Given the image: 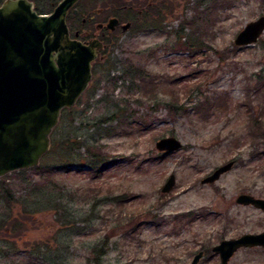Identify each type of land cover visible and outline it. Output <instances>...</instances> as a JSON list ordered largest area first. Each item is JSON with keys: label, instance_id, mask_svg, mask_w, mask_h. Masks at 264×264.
I'll return each instance as SVG.
<instances>
[{"label": "rangeland", "instance_id": "obj_1", "mask_svg": "<svg viewBox=\"0 0 264 264\" xmlns=\"http://www.w3.org/2000/svg\"><path fill=\"white\" fill-rule=\"evenodd\" d=\"M102 2L81 0L78 8L97 15ZM115 2L107 0L106 15L124 17ZM158 2L164 30H152L148 15L144 30L121 28L101 48L87 90L61 113L41 169L0 178V264H93L88 257L99 246L98 264H191L200 251L198 264H221L214 246L264 230V211L237 202L242 193L264 198V32L252 45L234 43L264 15V0H177L174 9L171 0ZM86 28L96 31L95 23ZM193 32L201 44L188 49ZM116 76L114 87L108 79ZM175 95L179 107L171 110ZM109 116L116 118L93 127ZM168 136L181 150L160 158L156 142ZM68 137L97 141L111 163L97 176L80 166L84 159L67 171ZM229 161L231 170L202 183ZM172 174L176 184L163 192ZM229 264H264V247L240 248Z\"/></svg>", "mask_w": 264, "mask_h": 264}, {"label": "water", "instance_id": "obj_2", "mask_svg": "<svg viewBox=\"0 0 264 264\" xmlns=\"http://www.w3.org/2000/svg\"><path fill=\"white\" fill-rule=\"evenodd\" d=\"M79 0H61L49 13H39L32 0H3L0 5V178L40 164L52 146L51 134L64 109L73 107L93 77V63L102 43L72 38L67 15ZM77 12L76 9H74ZM118 21L109 23L114 28ZM126 28V26H125ZM264 32V15L248 22L234 43H256ZM175 136L162 137L156 148L164 153L181 150ZM234 161L218 167L202 180L209 184L232 169ZM176 184L170 175L163 187ZM237 202L264 211V198L240 194ZM264 247V230L224 239L213 247L221 264H229L240 248ZM203 251L191 264H198Z\"/></svg>", "mask_w": 264, "mask_h": 264}, {"label": "trees", "instance_id": "obj_3", "mask_svg": "<svg viewBox=\"0 0 264 264\" xmlns=\"http://www.w3.org/2000/svg\"><path fill=\"white\" fill-rule=\"evenodd\" d=\"M36 2H38L37 0H33ZM42 1V0H40ZM56 1L58 0H48V5H49V8H46V7H40L39 5V2L38 4L36 5V9L39 13H46V11L48 10H52L53 6L56 4ZM176 1L177 0H172L171 2H169L168 4H171V8L174 9L176 7ZM217 1H225V0H215V3ZM3 0H0V5L2 4ZM222 2V3H223ZM117 4V7H122L123 4H126L125 2L123 1H119L116 3ZM45 5L47 6V3H45ZM162 5L160 6H157L155 9H154V12H156V17H154L153 19V23H150L151 26L150 28L154 31H162L164 30V25H163V21H164V16H163V13L162 12ZM166 6V5H165ZM209 6H213L212 2L210 4H208L207 6V10L211 9ZM166 10H168V7L166 6L165 7ZM164 9V7H163ZM152 19V18H151ZM155 20H156V23H155ZM193 23H195V21H192ZM181 30H184V27H181ZM197 34L196 32H193V36L189 38V40L191 41V43L187 45L188 49H193V47L195 46L194 44L196 43H200L201 42L197 41V36L195 35ZM181 36H179L180 38ZM116 39V38H115ZM116 42V41H115ZM132 72V70H127L126 73L127 74H130ZM110 77V75H109ZM120 76H116V77H111V79L109 78L108 79V82L110 85L116 87L118 85V82L120 81ZM132 87H134L133 83L131 84ZM130 86V87H131ZM175 99V102L172 104V105H169L172 110V107L174 106V108H178V102H179V97L177 95H175L174 97ZM177 103V104H176ZM67 110V109H65ZM114 118L116 117H113V116H109V117H106L105 119H102L99 122L97 123H94L93 127L97 128L98 126L101 127L102 124L104 123H107L108 121L110 120H114ZM108 120V121H106ZM106 130L105 135L106 134H110V133H107L108 132V129H104ZM102 130V131H104ZM98 134L101 136L102 133L99 131ZM96 140V139H95ZM63 145L65 147V150H64V155H63V158L65 159L66 161V165L65 166H62L63 168H66L67 171H72V166L74 164H77V159H84L85 160V163L81 164L80 166H85V167H90V170L89 172L91 174H93L94 176H97L98 174H100L102 171H104L107 166L111 163L109 161V157L107 156V154L105 152H103L102 150V145L101 144H98L97 141H94L92 140V143H89V144H84L83 142H81L80 140L77 141L76 140H72L70 139L69 137L66 138L64 141H63ZM54 147V146H53ZM52 147V148H53ZM85 148V150L83 151L82 154L79 153V150ZM166 153H163L161 155H158V157H163ZM47 155V154H46ZM45 155V156H46ZM44 156V158H45ZM32 169H35V170H38V169H41V166H37L35 168H32ZM79 170V169H77ZM190 215V213H189ZM104 251H105V248L103 246H99V247H95L93 250H92V253H91V258L88 257V260L93 263V264H98L100 263L101 261V256L104 254Z\"/></svg>", "mask_w": 264, "mask_h": 264}, {"label": "flooded vegetation", "instance_id": "obj_4", "mask_svg": "<svg viewBox=\"0 0 264 264\" xmlns=\"http://www.w3.org/2000/svg\"><path fill=\"white\" fill-rule=\"evenodd\" d=\"M80 1L81 0H79L78 2L80 3ZM130 1L131 3L129 2L123 4V6L120 7L124 17H121L119 14L112 15L109 17V15L106 14H108L109 12L110 5H108L107 0H103L102 5L99 6V10L95 14L97 15L104 14L105 16L103 17V19H101L98 22L95 21V17L98 16L90 14V10H92L93 7L89 6L88 9L87 10L84 9V13H82L81 7L78 8L79 3L77 2V4L69 10L67 15V22L69 26L68 29H70L71 37L79 39L84 43H89L95 39H98L102 43V47L104 48L106 44L112 45L115 38L117 37V32L121 28L122 30H126L138 24L140 27L139 29L144 30L146 25H144L145 19L143 20V17L147 18V16L150 15L149 18H147V21L153 23L152 21L154 17H156L155 14L156 12H154V9L157 6H160L158 4L160 2H158V0H130ZM164 4L167 6L166 2H164ZM134 5L137 8H134ZM74 9H76L77 12H75ZM112 19H116L118 21V23L115 24L114 28H111L109 26V23ZM124 19H126L125 21L126 24H124V22L122 21ZM93 23H95L96 33L95 32L93 33L86 28V26ZM77 26H80V28H77Z\"/></svg>", "mask_w": 264, "mask_h": 264}]
</instances>
